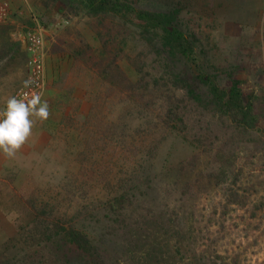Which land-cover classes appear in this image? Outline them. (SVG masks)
<instances>
[{
    "label": "rangeland",
    "instance_id": "rangeland-1",
    "mask_svg": "<svg viewBox=\"0 0 264 264\" xmlns=\"http://www.w3.org/2000/svg\"><path fill=\"white\" fill-rule=\"evenodd\" d=\"M10 4L22 15L0 26V106L26 78L7 35L18 41L34 12L51 116L36 122L45 147L0 175V264H264V0H137L177 11L207 73L250 97L255 131L218 116L184 62L133 26L88 16L78 0ZM54 51L72 63L50 84ZM167 108L183 114L185 136L167 127ZM69 228L99 252L60 242Z\"/></svg>",
    "mask_w": 264,
    "mask_h": 264
},
{
    "label": "trees",
    "instance_id": "trees-1",
    "mask_svg": "<svg viewBox=\"0 0 264 264\" xmlns=\"http://www.w3.org/2000/svg\"><path fill=\"white\" fill-rule=\"evenodd\" d=\"M86 8L88 16L110 17L125 25L136 28L141 37L149 38V43L155 41L170 57H177L184 62V68L189 73L192 84L207 89L218 116L228 118L236 126L246 130L258 129V117L255 113L250 97L243 93L239 82L231 80L228 87H221L215 78L207 73L200 57L193 36L178 29L176 25L177 11L157 13L137 8V0H78ZM8 51L13 52L20 44L8 45ZM13 48V49H12ZM140 82V81H139ZM183 89L189 101H200L196 96L193 85L183 81ZM167 111V112H166ZM165 123L177 133L185 136L186 130L178 128L184 125L182 113L177 115L167 108ZM183 136V137H184ZM186 139V137L184 138ZM61 241L83 254H95L99 250L91 245L87 236L72 228L62 230Z\"/></svg>",
    "mask_w": 264,
    "mask_h": 264
},
{
    "label": "clouds",
    "instance_id": "clouds-1",
    "mask_svg": "<svg viewBox=\"0 0 264 264\" xmlns=\"http://www.w3.org/2000/svg\"><path fill=\"white\" fill-rule=\"evenodd\" d=\"M32 83L26 80L24 86ZM50 116V105L41 92L8 97L4 108L0 109V152L14 157L31 137L36 122H45Z\"/></svg>",
    "mask_w": 264,
    "mask_h": 264
},
{
    "label": "built area",
    "instance_id": "built-area-1",
    "mask_svg": "<svg viewBox=\"0 0 264 264\" xmlns=\"http://www.w3.org/2000/svg\"><path fill=\"white\" fill-rule=\"evenodd\" d=\"M22 13L14 10L8 0H0V26H6L12 23L14 16H20ZM47 30L40 21L39 16L34 12L27 17V20L18 34V42L23 47L26 54V80L33 83L29 87L23 84L15 90L11 96L22 97L25 94L30 96L33 92L45 93V37ZM262 59H264V40H262ZM262 73H264V63H262ZM5 103L0 106L3 109Z\"/></svg>",
    "mask_w": 264,
    "mask_h": 264
},
{
    "label": "crops",
    "instance_id": "crops-1",
    "mask_svg": "<svg viewBox=\"0 0 264 264\" xmlns=\"http://www.w3.org/2000/svg\"><path fill=\"white\" fill-rule=\"evenodd\" d=\"M13 3L14 6L19 5L22 2H25L27 0H8ZM8 41L12 42L14 44H20L16 39H14V36L12 34L7 35ZM19 52H23L22 45L18 48ZM61 56L54 51L53 53H50L47 55L46 58V77L48 82L51 84V79L58 78V76H61L63 72H67L68 69L71 67L72 59L66 57L65 63L61 66L60 64H56L58 60H61ZM57 65L59 67L57 68ZM59 72V73H57ZM48 142V136L47 134L41 130L36 124L33 127L32 135L29 138V140L26 142V144L22 147L21 150H19L14 157H6L2 152H0V175L4 173L5 170L10 168V164L17 160H23L26 159L31 153L37 152L39 149H43L45 145ZM254 161H257L255 159ZM257 172H255V175ZM257 177V176H256Z\"/></svg>",
    "mask_w": 264,
    "mask_h": 264
}]
</instances>
